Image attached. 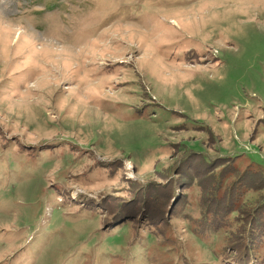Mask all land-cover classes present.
<instances>
[{"label":"rangeland","instance_id":"rangeland-1","mask_svg":"<svg viewBox=\"0 0 264 264\" xmlns=\"http://www.w3.org/2000/svg\"><path fill=\"white\" fill-rule=\"evenodd\" d=\"M257 170L264 0H0V264H264Z\"/></svg>","mask_w":264,"mask_h":264},{"label":"trees","instance_id":"trees-1","mask_svg":"<svg viewBox=\"0 0 264 264\" xmlns=\"http://www.w3.org/2000/svg\"><path fill=\"white\" fill-rule=\"evenodd\" d=\"M136 5H134V7H135ZM192 153H197V151H190V152H186V153H184L183 154V159H186L187 160V157H188V159H190L192 156H193V154ZM200 154H203V153H200ZM200 156V155H199ZM203 156L201 155V158H202ZM185 160V161H186ZM202 161H205V162H208V161H210V159L209 158H206V157H204V160H202ZM219 163H220V161H218ZM224 162H227L226 160H224ZM218 166H220V168H219V174H223L224 173V171L225 170H228L231 174H235L236 172H235V170L232 168V166L231 165H228V164H222L221 163V165H218ZM224 169V170H223ZM209 173H211V175H213V172H209ZM241 174L238 176V178H244L245 177V179H249V178H258V175H260V177L258 178L260 181V183H261V185H260V187L263 189V193H264V175L263 174H260V173H258V170L255 172H249V171H245V172H240ZM247 175V176H246ZM168 179H170V178H168ZM198 187V186H197ZM257 188V187H256ZM254 188L253 190L251 189V190H247L246 188L242 191V192H240V194H238V196H236V201L237 202H239V203H241L237 208H236V211H234L232 214H231V216H226V217H229V220H227L228 222H229V228H226V229H224V228H222L220 225H219V227L216 229V233L215 232H211V235H215L216 237H219V235H221L222 234V232L221 231H228V233H230L231 234V236H233V233L234 232H236L237 230H238V228H239V226H240V224H239V222H237V221H235V218L234 217H237L238 216V214H239V212H240V210H242L243 212H244V204H243V202L241 201V197H240V195H244V196H246V197H251L253 194H254V192H255V190H258L259 188ZM181 191H186V189H182ZM198 195H199V198L202 200V199H205L204 198V193H203V190H202V192L201 193H199L198 192ZM252 198V200L251 201H249V206L247 207V209H246V211L247 210H249L250 209V207L251 206H253L254 205V202L256 201L255 199L257 198H254V197H251ZM264 198V197H263ZM255 206V205H254ZM92 209L93 210H95V208L94 207H92ZM192 209V208H191ZM193 211H194V209H192ZM194 213H195V215H196V218H193V217H191V216H187L186 218H183V219H181V221H183V222H187L188 223V225H191V227H192V233H194V234H196V236H197V238H198V240H200L201 238H202V236H203V233H201V232H199V231H197V229H198V227H201L203 224H204V221H203V218L202 217H200V216H198L197 215V213L194 211ZM200 215V214H199ZM242 217V216H241ZM143 221H145L146 219L145 218H143L142 219ZM226 221V222H227ZM242 222H243V217L241 218V226H242ZM119 223H121V224H119ZM131 222H130V220H127L125 223H123V222H121V220L119 221V222H117L116 224H115V227L112 229L113 231L114 230H117V229H119V230H126L127 228H129V227H131ZM141 225H143V223H141ZM240 226V227H241ZM110 228V227H109ZM109 228H107V230H103L104 232H102V231H100V233L103 235V236H106V235H108V233H110L112 230H109ZM148 230H147V237H146V239L145 240H143V241H141L140 242V244H139V248H138V250H135V251H133V247H134V243H132L133 241H134V237H130L128 240H127V243H128V247H129V249H130V252H129V254L127 255V257L125 258V259H123V260H121L120 261V263L121 264H128V262L129 261H131V257L132 256H134L137 252H143L145 255H148L147 253H149V252H151L152 250H156V251H159V249L158 248H156L155 246H151V248L152 249H149V248H147V246H146V242H147V240L149 239V243L151 242V239H150V237H149V231H150V229L151 228H147ZM139 232H140V234H142L143 232H142V227H141V229L139 228ZM107 233V234H106ZM171 243V240L170 239H167L166 241H164L163 243H162V245L163 246H165V247H167L168 246V244H170ZM167 249V248H166ZM249 252V254L251 253V252H253V251H248ZM218 253H220V254H224L223 253V251H220V252H218ZM152 255V257H151V262H152V260H155V259H157V257L155 258V256L153 255V254H151ZM143 255H138V258H141ZM213 256V255H212ZM214 258V257H213ZM248 263H250V261H248L247 260V262H246V264H248Z\"/></svg>","mask_w":264,"mask_h":264}]
</instances>
